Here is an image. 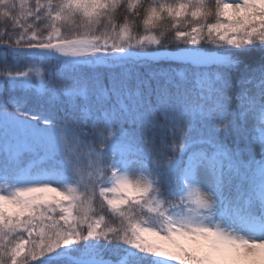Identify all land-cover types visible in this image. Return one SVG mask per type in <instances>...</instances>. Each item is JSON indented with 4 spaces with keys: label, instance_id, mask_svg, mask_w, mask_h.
I'll list each match as a JSON object with an SVG mask.
<instances>
[{
    "label": "snow or ice",
    "instance_id": "obj_1",
    "mask_svg": "<svg viewBox=\"0 0 264 264\" xmlns=\"http://www.w3.org/2000/svg\"><path fill=\"white\" fill-rule=\"evenodd\" d=\"M0 22V264H264V0Z\"/></svg>",
    "mask_w": 264,
    "mask_h": 264
},
{
    "label": "trees",
    "instance_id": "obj_2",
    "mask_svg": "<svg viewBox=\"0 0 264 264\" xmlns=\"http://www.w3.org/2000/svg\"><path fill=\"white\" fill-rule=\"evenodd\" d=\"M4 27V24L3 22H0V29H3ZM11 30V29H9ZM259 53H252L250 56L248 57H245L244 59L246 60L247 63L251 64L253 67H256L257 64H258V61H259ZM8 64L11 65L12 64V61H11V58L9 57L8 59ZM54 65H55V62L52 61L50 62L49 64H46L45 65V68L48 69V68H54ZM165 66H166V63H165ZM21 68H23V65H21ZM16 69L13 68V71H15ZM4 71V65L2 63H0V73H2ZM45 83H48V79L47 77H45ZM11 95H20V93H11L9 91H7V86H5V89L3 90H0V102H4V103H7L9 97ZM9 111L12 110L11 106L9 105ZM223 131V129H222ZM257 159H259V153H257ZM103 256L104 258L106 259H112L114 260L115 259V256L109 252H105L103 253Z\"/></svg>",
    "mask_w": 264,
    "mask_h": 264
}]
</instances>
